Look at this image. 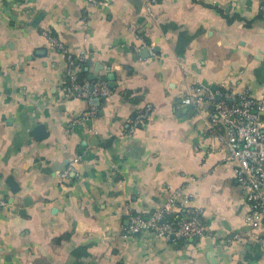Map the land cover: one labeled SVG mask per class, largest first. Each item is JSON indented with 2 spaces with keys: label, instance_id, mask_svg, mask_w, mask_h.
I'll return each mask as SVG.
<instances>
[{
  "label": "crops",
  "instance_id": "obj_1",
  "mask_svg": "<svg viewBox=\"0 0 264 264\" xmlns=\"http://www.w3.org/2000/svg\"><path fill=\"white\" fill-rule=\"evenodd\" d=\"M103 1L0 0V264H264V228L245 225L210 107L181 102L197 85L264 94V2ZM45 31L111 94L66 97ZM72 159L78 178L59 180ZM173 195L202 211L204 237L122 238L125 213Z\"/></svg>",
  "mask_w": 264,
  "mask_h": 264
},
{
  "label": "built area",
  "instance_id": "obj_2",
  "mask_svg": "<svg viewBox=\"0 0 264 264\" xmlns=\"http://www.w3.org/2000/svg\"><path fill=\"white\" fill-rule=\"evenodd\" d=\"M86 1L107 6L103 0ZM43 35L50 49L65 56L68 72L62 89L66 97L89 102L93 98L103 99L111 94L106 80L98 78L90 82L79 78L77 70L84 64L82 54L73 56L63 43L48 32L45 31ZM135 38L141 48H148L151 51L143 35L138 33ZM181 102L199 111L206 105L210 107L208 116L212 126L219 130L218 140L226 151L224 159L234 163V176L247 203L245 225L252 230L264 228V94L256 98L248 91L211 92L202 85H197L182 98ZM150 111V107H146L137 113L130 125L131 133L142 126ZM95 112L96 109L91 108L90 115L94 116ZM78 160L69 161L67 167L59 173L58 179L65 181L71 176L78 178L76 166ZM189 200L173 195L150 213H125L127 226L122 238L129 239L144 233H151L167 242L204 237L206 226L202 222V211L191 207ZM5 205L6 203L0 200V207Z\"/></svg>",
  "mask_w": 264,
  "mask_h": 264
},
{
  "label": "water",
  "instance_id": "obj_3",
  "mask_svg": "<svg viewBox=\"0 0 264 264\" xmlns=\"http://www.w3.org/2000/svg\"><path fill=\"white\" fill-rule=\"evenodd\" d=\"M96 74H97V73H95V74H93V75H89L88 78H87L88 81H90V82L94 81V80L96 79ZM109 79H110V82H111V83H109V84H110L111 87H113V80H112L113 77H112V75H109ZM91 90H92V88H90V91H91ZM217 100H218V99H217ZM40 130H41V128H37V129H36V131H40Z\"/></svg>",
  "mask_w": 264,
  "mask_h": 264
},
{
  "label": "trees",
  "instance_id": "obj_4",
  "mask_svg": "<svg viewBox=\"0 0 264 264\" xmlns=\"http://www.w3.org/2000/svg\"><path fill=\"white\" fill-rule=\"evenodd\" d=\"M83 66H85V65L83 64ZM83 66H82V68H84ZM85 75H86L85 71L82 70V72H81L79 78H80V79H86V76H85Z\"/></svg>",
  "mask_w": 264,
  "mask_h": 264
}]
</instances>
